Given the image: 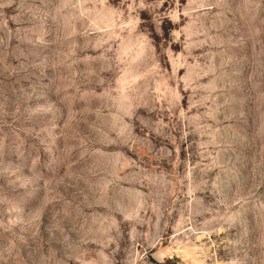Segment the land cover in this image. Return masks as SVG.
Returning <instances> with one entry per match:
<instances>
[{"label": "rangeland", "instance_id": "1", "mask_svg": "<svg viewBox=\"0 0 264 264\" xmlns=\"http://www.w3.org/2000/svg\"><path fill=\"white\" fill-rule=\"evenodd\" d=\"M0 264H264V0H0Z\"/></svg>", "mask_w": 264, "mask_h": 264}]
</instances>
